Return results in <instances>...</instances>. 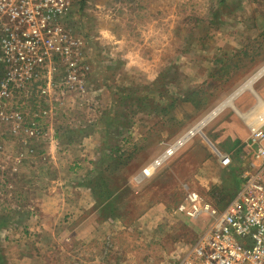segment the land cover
<instances>
[{
    "label": "rangeland",
    "instance_id": "1",
    "mask_svg": "<svg viewBox=\"0 0 264 264\" xmlns=\"http://www.w3.org/2000/svg\"><path fill=\"white\" fill-rule=\"evenodd\" d=\"M45 3L14 2L24 11L18 45L0 50V94L3 83L10 92L0 97V264L23 253L33 264H190L212 220L177 206L190 191L221 209L236 197L246 164L237 149L264 101V74L151 175L144 169L264 66V0ZM112 146L137 154L112 166ZM81 187L98 222L112 210L100 244L75 233ZM63 198L69 209L57 212ZM38 215L43 230L29 231Z\"/></svg>",
    "mask_w": 264,
    "mask_h": 264
},
{
    "label": "built area",
    "instance_id": "2",
    "mask_svg": "<svg viewBox=\"0 0 264 264\" xmlns=\"http://www.w3.org/2000/svg\"><path fill=\"white\" fill-rule=\"evenodd\" d=\"M15 1L0 0V50L5 56L18 45L13 22L24 11L19 5H14ZM45 1L44 5L48 6L50 0ZM58 1L64 4V0ZM2 88L3 94L9 92L6 83ZM3 94L0 97H4ZM262 103V106H256L257 112L251 117H245L246 123L251 119L254 122L250 123V133L241 145L240 155L245 156L246 164L239 177L241 184L234 200L221 209L197 191H190L177 206V211L188 218L206 215L212 220L209 230L194 249V261L190 264H264V101ZM12 118L16 120L13 131L19 132L21 115L14 113ZM199 123L155 158L144 169L145 175H151L197 135L201 131V128L196 129ZM34 132L32 129L31 134ZM219 155L224 166L231 164L232 158L228 153L220 152Z\"/></svg>",
    "mask_w": 264,
    "mask_h": 264
},
{
    "label": "crops",
    "instance_id": "3",
    "mask_svg": "<svg viewBox=\"0 0 264 264\" xmlns=\"http://www.w3.org/2000/svg\"><path fill=\"white\" fill-rule=\"evenodd\" d=\"M254 121L248 120L247 121V136L250 133V128L249 125L250 123H253ZM251 126V125H250ZM246 136V137H247ZM81 195L80 193H77V195L75 196V200L76 202L79 204L78 208H76V210L74 211V208H71L72 213L74 211V215L75 216V225H76V235H81L85 237H92L91 241H94V244L96 243V240H98L99 244L100 241L102 240L101 236H103L104 234L99 233L101 227L105 228L106 225H110V218H105L106 220L105 222H98V220L95 218L96 217V211H93V205H94V201L92 199V196H90V191L84 187H81ZM83 193V194H82ZM48 199L50 201H52V203H56V199L51 197V195H48ZM64 199V198H63ZM64 200L66 202H64ZM63 200V204L60 208L54 207V210H57V212L60 211H65L69 209V205L67 204V201H70L68 199H64ZM57 208V209H56ZM90 209H92V211L90 212ZM80 213V214H79ZM39 217V218H38ZM35 221H38L37 223ZM59 221H61V219H59ZM65 221L62 220V224H64ZM28 224H25L27 226V229L29 231H38V230H43V222L41 221L40 216H35V217H31L30 219L27 220ZM21 234V233H20ZM18 234V235H20ZM30 235L33 234L32 232L29 233ZM36 234V232L34 233ZM25 236V235H24ZM108 235L106 234L104 237H107ZM20 237H23L22 235H20ZM31 236H29L30 239ZM26 238L27 235H26ZM78 239V238H77ZM80 240H84L83 238H81ZM83 243V242H82ZM97 247H99V245H97ZM85 250L84 248L81 250V257H84L85 255ZM101 255V254H99ZM99 255L96 254H92V258L95 260L96 257ZM31 259H33V256H30L28 253H23L22 255H20L19 257L15 258L12 262V264H33V260L31 261ZM84 258H80L81 262H84L83 260ZM4 262H2L3 264ZM83 264V263H82Z\"/></svg>",
    "mask_w": 264,
    "mask_h": 264
},
{
    "label": "bare ground",
    "instance_id": "4",
    "mask_svg": "<svg viewBox=\"0 0 264 264\" xmlns=\"http://www.w3.org/2000/svg\"><path fill=\"white\" fill-rule=\"evenodd\" d=\"M264 74V66L258 70L253 76H251L240 88H238L229 98H227L225 101H223L217 108H215L209 115L206 117L202 122L196 126L197 130H200L203 123H205L207 120L211 119L212 117L216 116L218 113H220L223 109H225L228 106H233V100L240 95L242 92L246 90H253V83L257 81L262 75ZM258 99V105H263V100L261 97L257 96ZM243 117L246 114H241ZM249 115H246L248 117Z\"/></svg>",
    "mask_w": 264,
    "mask_h": 264
},
{
    "label": "trees",
    "instance_id": "5",
    "mask_svg": "<svg viewBox=\"0 0 264 264\" xmlns=\"http://www.w3.org/2000/svg\"><path fill=\"white\" fill-rule=\"evenodd\" d=\"M238 62H239V64L237 65V69L240 67V65H241V58L238 60ZM193 93H196V92H193ZM198 93V92H197ZM109 143H111V140L109 141ZM237 143H239V142H237ZM112 147H115V149H116V152L118 153V152H120V155L117 157V158H112V157H110V159L112 160V163H111V165L113 166V163L114 162H116V161H129L130 160V158L131 157H134L137 153L135 152V150L133 151V152H131L126 158H124L123 156L125 155V152H121V149L120 148H116V146H112ZM237 153L239 154L241 151H242V146H241V144H240V147H238V149H237ZM104 162V161H103ZM110 165V164H109ZM109 165H108V167H109ZM92 182V181H91ZM236 183H237V186H238V189L240 188V184H241V179L238 177L237 178V180H236ZM105 185H106V187L108 186V182H105ZM101 188H103V190H104V192H108V189L106 190V188H104V187H101ZM93 190H95V187H94V189ZM109 191H111V190H109ZM94 193H95V195H96V197H97V192H96V190L94 191ZM105 206H108V202L107 203H105ZM110 207H104L103 208V210H106V214L104 215V217L105 218H107L108 216V214L109 213H112V210L111 209H109Z\"/></svg>",
    "mask_w": 264,
    "mask_h": 264
}]
</instances>
